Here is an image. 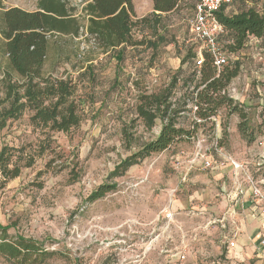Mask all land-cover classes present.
<instances>
[{
	"label": "rangeland",
	"instance_id": "obj_1",
	"mask_svg": "<svg viewBox=\"0 0 264 264\" xmlns=\"http://www.w3.org/2000/svg\"><path fill=\"white\" fill-rule=\"evenodd\" d=\"M5 1L6 7H11L18 0ZM133 1L140 13L148 4L147 0ZM197 1L183 0L173 17H163L160 31L169 43H161L156 51L145 46L128 47L120 64L110 53L99 52L90 73L82 74L79 63L89 47L85 34L79 38L51 37L44 72H69L80 80V125L68 132L34 128L32 112L26 110L0 131V152L12 147L10 167L21 168L18 177L7 181L0 168V227L52 251L43 264H255L261 260L240 262L244 258L237 259L228 248L229 241L234 240L232 233L224 235L216 217L201 212L207 192L205 181L214 174L205 168V159L194 164L192 182H183L184 171L193 165L195 141H177L131 166L123 175L114 173L120 163L156 139L163 126L161 117L152 128L138 118L140 95L166 89L176 76L186 79L189 86L180 81L173 88L171 113L180 111L178 127L192 129L188 95L196 89L189 77L199 68L196 58L184 63L183 59L190 51L197 53L201 45L190 29ZM26 2L28 9L35 8L36 0ZM249 2L256 3L264 14V0H234L227 12L231 14ZM69 3L83 17L82 0ZM143 36L151 37V30H135V37ZM230 40L228 33L221 36L228 51ZM237 63L240 73L230 85L236 89L232 99L246 118L223 107L217 113L218 123L199 124L197 132H210L220 123L223 138L216 140L225 155L206 154V158L214 156L220 164L232 157L247 165L253 177L261 181L264 38L248 41L244 48L231 53L227 65ZM4 95L0 78V97ZM204 137L206 144L213 143V137ZM102 185L116 188L91 201L92 193ZM174 195L184 207L169 218L166 210H172ZM0 264L14 263L0 255Z\"/></svg>",
	"mask_w": 264,
	"mask_h": 264
},
{
	"label": "trees",
	"instance_id": "obj_2",
	"mask_svg": "<svg viewBox=\"0 0 264 264\" xmlns=\"http://www.w3.org/2000/svg\"><path fill=\"white\" fill-rule=\"evenodd\" d=\"M182 1L152 0L153 11L139 17L133 0H82L83 17H80L77 9L70 5V0H38V10L35 11L7 8L0 0V8L3 9L0 13V36L9 61L8 67L0 73L5 87V95L0 97V131L20 118L26 110L32 112L30 122L34 128L68 132L80 125V80L69 72L62 75L44 72L52 36L60 34L79 38L85 34L89 47L84 49L79 63L80 70L84 69L82 74L90 73L96 66L94 61L99 52L110 53L120 64L128 47L145 46L156 51L161 43H169L167 35L160 31L162 14L178 10ZM217 16L230 35L229 54L244 48L250 37L264 38V14L256 3L246 5L233 15L221 10ZM136 29L140 32L143 29L151 30L152 36L138 39L135 37ZM189 58L197 60L196 53L190 51L183 63ZM198 68L189 79L194 83V89L198 90L195 101L197 114L206 121L198 123L193 120L190 131L178 127L177 114L180 111L171 113L173 105L169 99L177 83L182 81L184 86L189 84L179 76L158 93L140 95L136 106L138 118L148 128H152L159 117L164 123L158 137L120 163L115 174L123 175L131 166L152 153L168 149L177 141L193 140L198 125L209 122V117L223 107L230 108L231 112H241L240 116L246 118L239 105L222 94L239 75V64L232 67L226 65L218 73L210 55L206 53L203 65ZM188 97L189 101L194 99L192 93ZM11 150L12 147H4L0 152V168L6 181L21 173L19 166L10 167ZM115 188L116 185H102L92 193L90 200L102 198ZM0 255L14 264H43L53 252L32 239L11 235L6 227H0Z\"/></svg>",
	"mask_w": 264,
	"mask_h": 264
},
{
	"label": "crops",
	"instance_id": "obj_3",
	"mask_svg": "<svg viewBox=\"0 0 264 264\" xmlns=\"http://www.w3.org/2000/svg\"><path fill=\"white\" fill-rule=\"evenodd\" d=\"M26 1L27 0H18L11 7H19L27 11L38 10V0H36L35 8L33 9L27 8L28 5ZM3 3L6 7L5 0H3ZM147 3L148 4L146 6V9L142 10L143 12L141 13L137 11L136 4H134L135 10L139 17L146 16L153 11L152 0H147ZM228 7L230 6L222 9V11H224V13L227 15L237 14L242 10V8L239 10H233L231 11V14H229L227 12V10L229 9ZM1 11H3L2 8H0V13ZM176 12L177 11H173L171 13H163L162 17L171 18ZM252 40H254L253 37H250L249 41ZM8 65V58L4 54L3 39L0 36V73L3 72L4 69L8 67ZM209 122L211 124L214 123L212 121ZM204 133L208 134V132L202 130L200 131L199 135H203ZM196 134H198V132ZM218 134L220 135V139H222L223 128L220 123ZM193 168L194 165L188 167L186 170L184 169V176L182 178L184 183L187 181L192 182V176L194 175V173L192 174L191 172ZM233 171L234 170L231 163L223 160L220 161V164L217 163L211 168L210 173L214 174L211 175L212 178L206 179L205 181L207 184V192L205 195V200L201 203V212L212 213L210 215L212 217H216V219L221 223L224 235H226L227 233H232L233 238L236 241V246L234 248H229V250L236 256L237 259L241 257L242 259L244 258L240 262H244L245 259L257 258L261 260H258L255 264H264V248L259 249V243L264 237V217L261 214L260 208L253 205L251 201V189L242 179L241 181L244 187V195L236 197L237 185L233 177ZM261 181H264V179ZM173 191L177 192L178 189H174ZM195 198V196H190L191 201L195 200ZM172 202L173 203L170 208L174 213L179 210H183L184 203L180 198L176 199L174 195V200L172 199Z\"/></svg>",
	"mask_w": 264,
	"mask_h": 264
},
{
	"label": "built area",
	"instance_id": "obj_4",
	"mask_svg": "<svg viewBox=\"0 0 264 264\" xmlns=\"http://www.w3.org/2000/svg\"><path fill=\"white\" fill-rule=\"evenodd\" d=\"M234 0H198L193 16L190 20V29L191 33L195 40H197L201 45L196 53L197 60L196 64L198 67L203 65L205 60V54H209L212 59L213 66L217 69L219 73L230 60V54L226 50V48L221 43V36L227 33L225 27L220 23L217 14L227 6H230ZM253 39H258L253 37ZM236 89L234 87L228 86L226 89L222 91V94L227 95L232 98V93H234ZM197 92L195 90L192 94L194 99L190 101V107L192 109L193 120L198 123H202L206 121L202 119L198 114V106L196 104L197 100ZM185 113V112H183ZM219 115L214 114L209 117L208 121L217 122L219 120ZM219 124H217V128L215 130H210L208 135L213 137V143L211 145L206 144L205 133L203 135L196 134L193 137V141H195L194 153L195 157L193 158V165L197 163L200 159H205V168H212L214 165L218 163V160L214 158V156L210 158H206V154H218L220 156H224L223 147L218 145V141L216 139H220V135L218 134ZM210 152V153H209ZM228 161L233 166V177L236 182V197L240 195H244V187L242 181H245L248 187L251 189V201L254 206L260 208L261 214L264 217V188L260 184L261 182L257 181L249 169L247 165L236 161L232 157H228ZM192 166V165H191ZM167 217L172 218L174 212L172 210H166ZM225 238H227L225 236ZM259 249L264 248V237L259 243ZM236 246L235 240L229 241L228 248H234Z\"/></svg>",
	"mask_w": 264,
	"mask_h": 264
}]
</instances>
